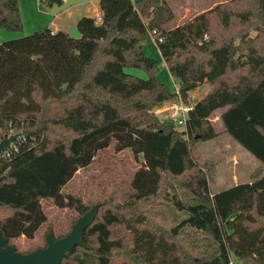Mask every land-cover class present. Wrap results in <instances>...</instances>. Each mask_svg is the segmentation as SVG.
<instances>
[{"label":"trees","instance_id":"1","mask_svg":"<svg viewBox=\"0 0 264 264\" xmlns=\"http://www.w3.org/2000/svg\"><path fill=\"white\" fill-rule=\"evenodd\" d=\"M99 9L100 21L79 19L81 37L46 27L0 42V136L23 134L17 149L0 157L3 233L11 243L33 238L48 221L42 201L74 202L72 227L100 203L85 244L62 264H231L232 256L264 264V0H225L175 26L165 0H100ZM22 28L19 0H0V29ZM154 29L177 91L159 79L160 62L144 52ZM205 81L211 87L189 112L187 130L154 113ZM220 108L224 130L260 164L249 181L212 193L217 163L198 161L193 140L215 135L210 118ZM113 140L118 150L143 152L144 165L98 202L81 195L66 201L63 187ZM170 197L186 215L166 228L150 207ZM190 228L218 251L191 252L184 242Z\"/></svg>","mask_w":264,"mask_h":264},{"label":"rangeland","instance_id":"2","mask_svg":"<svg viewBox=\"0 0 264 264\" xmlns=\"http://www.w3.org/2000/svg\"><path fill=\"white\" fill-rule=\"evenodd\" d=\"M70 1L64 0L61 4L55 3L54 7L60 8L51 10V5L42 0H19L23 28L19 31L0 29V42L21 38L45 28L51 19L54 18V14L68 6L71 3ZM165 1L173 10L174 18L170 24L175 26L187 20H192L197 14L225 0ZM143 49L147 56L160 62L159 79L166 83L171 90L176 91V89H179L180 84L171 74L156 41L145 42ZM126 71L144 79L149 76L145 70L137 67H126ZM210 87V84L205 81L189 94L194 95L196 99H200L208 92ZM172 103L168 102L156 107L154 113L161 120L173 119L172 114L176 113V111L170 108ZM224 109L216 110L210 118V122L216 131L215 135L206 139L199 140V138H196L193 140L195 157L198 161L204 162L208 160L217 163L215 180L209 184V190L212 193L236 183L249 181L250 174L260 164L258 158L224 130L221 121V114ZM175 115L179 116V112ZM189 126L187 122L185 124H177L176 122V127L179 130H187ZM195 133L194 136L199 137ZM144 162L143 152L135 154L131 148L118 150L116 148V140H113L110 146L99 149L96 152L89 165L78 169L63 187L62 195L66 197V201H68L67 197L69 195H81L85 201L98 202L103 197V194L111 191L117 183H121L125 178L131 179L135 172L144 165ZM177 190L183 200L188 199L181 188ZM41 206L48 217V221L41 225L33 238L22 235L12 241L22 252L45 246L46 230L49 225L53 226L56 236L67 234L72 227L73 219L79 213L74 202L61 207L54 200L42 201ZM150 209L155 212L154 220L166 228L176 225L186 215L185 211L178 210L175 207L172 197L168 199L167 204L151 206ZM188 231L189 235L184 237V242L191 252L200 255L218 251L217 243L200 235H195L191 228ZM192 235H195V241L191 240L193 239L191 238ZM232 260L231 264H241L234 256H232Z\"/></svg>","mask_w":264,"mask_h":264},{"label":"water","instance_id":"3","mask_svg":"<svg viewBox=\"0 0 264 264\" xmlns=\"http://www.w3.org/2000/svg\"><path fill=\"white\" fill-rule=\"evenodd\" d=\"M45 2L46 0H42ZM69 34L72 37H81L82 33L78 27L71 28ZM170 40L173 39L170 37ZM16 133L5 136L0 141V153L7 150L11 143L21 136ZM6 175H0V182ZM101 204H94L84 215L80 216L74 223L72 229L63 236H56L54 229H50L45 237L46 245L28 252L20 251L16 245L3 233L0 222V264H62L69 253L76 250L78 246L84 245V235L87 228L95 220Z\"/></svg>","mask_w":264,"mask_h":264},{"label":"crops","instance_id":"4","mask_svg":"<svg viewBox=\"0 0 264 264\" xmlns=\"http://www.w3.org/2000/svg\"><path fill=\"white\" fill-rule=\"evenodd\" d=\"M70 2L71 3L68 6H66L64 9H60L59 12L54 14V18L51 19L46 27L52 29L53 32L59 30H65L69 32L71 28L77 27L79 19L83 16H91L97 19L101 16L99 9L100 0H71ZM58 8L60 7H54L53 5L50 9L54 10ZM177 90L178 89H176V91Z\"/></svg>","mask_w":264,"mask_h":264},{"label":"built area","instance_id":"5","mask_svg":"<svg viewBox=\"0 0 264 264\" xmlns=\"http://www.w3.org/2000/svg\"><path fill=\"white\" fill-rule=\"evenodd\" d=\"M98 21L101 20V16L98 17L97 19ZM152 38L154 41H163V37H157L158 36V31L157 29H154L151 32ZM198 100V98L196 99L194 95H190L188 96L187 99H183L180 98L177 101L173 102L170 106V108L174 111L179 112V116H176V113L172 114V118L177 122V124H185L187 122V119L189 117V112L193 109L195 102ZM13 135V134H11ZM23 134H21V136L19 138L22 137ZM6 136H10V135H6ZM18 138V139H19ZM3 138L0 136V141ZM17 140V139H16ZM16 140L14 142L11 143L10 147L5 150L4 152L0 153V157H4V156H9L13 150L17 149V144H16Z\"/></svg>","mask_w":264,"mask_h":264}]
</instances>
